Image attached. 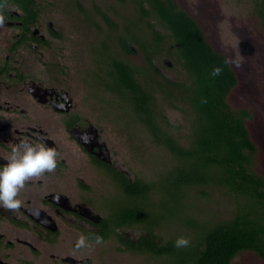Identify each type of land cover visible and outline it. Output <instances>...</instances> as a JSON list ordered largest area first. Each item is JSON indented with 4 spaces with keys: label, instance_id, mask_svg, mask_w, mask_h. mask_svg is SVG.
<instances>
[{
    "label": "flooded vegetation",
    "instance_id": "flooded-vegetation-1",
    "mask_svg": "<svg viewBox=\"0 0 264 264\" xmlns=\"http://www.w3.org/2000/svg\"><path fill=\"white\" fill-rule=\"evenodd\" d=\"M136 3L140 10L132 20L113 16L102 0H0V165L22 140L43 141L59 152L53 171L30 178L20 190L19 208L0 207V264H124L125 258H159L134 250L142 230L114 222L125 196L115 174L135 181L111 140L109 120L115 114L100 106L84 108L105 92L124 101L112 88L110 72L114 57L132 62L123 41L137 52L135 37L150 52L155 37L149 23L155 19L141 11L144 0ZM134 23L143 31L133 35ZM89 27L95 39L83 52L79 40ZM167 59L154 61L155 66L177 81L169 72L178 69L183 77L182 65ZM79 68L84 74L77 87L74 71ZM81 236L86 246L76 248Z\"/></svg>",
    "mask_w": 264,
    "mask_h": 264
},
{
    "label": "trees",
    "instance_id": "trees-1",
    "mask_svg": "<svg viewBox=\"0 0 264 264\" xmlns=\"http://www.w3.org/2000/svg\"><path fill=\"white\" fill-rule=\"evenodd\" d=\"M144 3L141 11L155 19L149 23L155 40L148 52L133 37L144 65L133 61L137 52L123 41L132 62L112 59V88L175 165L158 181L137 176L131 182L116 173L125 196L114 222L142 230L134 250L165 259L161 264H235L243 254L264 264V116L252 103L264 94V85L247 81L175 0ZM254 4L264 38V0ZM133 31L143 28L134 23ZM162 48L166 56H160L182 65L177 81L155 66ZM216 67L222 71L213 76ZM159 95L184 121L173 123L166 111L158 113ZM195 197L205 200V209L193 206ZM196 208L205 215L195 214ZM180 236L189 246L175 247Z\"/></svg>",
    "mask_w": 264,
    "mask_h": 264
},
{
    "label": "rangeland",
    "instance_id": "rangeland-1",
    "mask_svg": "<svg viewBox=\"0 0 264 264\" xmlns=\"http://www.w3.org/2000/svg\"><path fill=\"white\" fill-rule=\"evenodd\" d=\"M136 1L134 0L133 3L132 0H128L127 5H121L113 0H102V6H106L113 16L118 13L123 17L135 20L139 8ZM176 2L181 9L199 23L213 48L235 62L247 81L258 80L264 85V38L261 35L259 20L254 15V0H176ZM86 29H90V27ZM88 31V35L79 40L83 44V52L89 51L90 44L95 39V31L93 29ZM69 38L70 43H74L76 40L73 37ZM161 54L166 56L164 48H162ZM163 60V56L160 55L155 58V61L162 62ZM133 61L144 65V58L140 52L134 55ZM169 73L180 78L178 69L170 70ZM83 74L84 68L74 71L77 87L82 85ZM256 97L257 101H252L253 107L264 116V94H258ZM238 98L242 99V96L239 95ZM159 102H161L158 108L159 114L166 111L168 118L173 123L184 121L181 113L173 110L170 105L166 107L162 103L160 95ZM93 106H100V109H105L108 114H115V118L109 120L111 125L108 129L111 132V140L115 142L118 154L123 158L124 164L128 165L135 178L138 176L146 181H158L164 171L175 165L167 151L153 143L147 130L118 96L105 92L101 94L98 102L92 99L84 104L85 110H89ZM172 132L173 134L178 133L176 130H172ZM194 199L191 201L193 206L205 209L203 198L195 197ZM195 210H197L195 214L205 215L204 211L197 208ZM125 259L127 261L125 260L124 264H161L165 260L152 256H141L133 260ZM235 264L263 263L254 255L243 254Z\"/></svg>",
    "mask_w": 264,
    "mask_h": 264
},
{
    "label": "clouds",
    "instance_id": "clouds-1",
    "mask_svg": "<svg viewBox=\"0 0 264 264\" xmlns=\"http://www.w3.org/2000/svg\"><path fill=\"white\" fill-rule=\"evenodd\" d=\"M222 71L216 67L212 71L213 76H218ZM59 152L56 147L49 146L46 142L33 143L22 140L12 148L6 163L0 165V207L5 209H17L22 201L18 198L21 189L26 186L30 178L38 177L46 172H51L57 167ZM102 242L101 237L96 238V243ZM190 240L180 236L175 241V247H187ZM86 246V238L81 236L76 248Z\"/></svg>",
    "mask_w": 264,
    "mask_h": 264
},
{
    "label": "water",
    "instance_id": "water-1",
    "mask_svg": "<svg viewBox=\"0 0 264 264\" xmlns=\"http://www.w3.org/2000/svg\"><path fill=\"white\" fill-rule=\"evenodd\" d=\"M167 63H169V61H167ZM170 64V63H169Z\"/></svg>",
    "mask_w": 264,
    "mask_h": 264
}]
</instances>
